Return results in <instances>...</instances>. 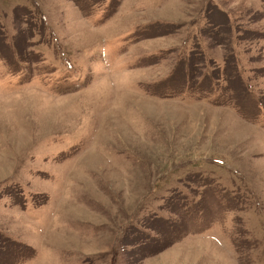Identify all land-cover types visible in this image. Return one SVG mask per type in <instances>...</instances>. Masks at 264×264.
<instances>
[{"label": "rangeland", "instance_id": "1", "mask_svg": "<svg viewBox=\"0 0 264 264\" xmlns=\"http://www.w3.org/2000/svg\"><path fill=\"white\" fill-rule=\"evenodd\" d=\"M0 264H264V0H0Z\"/></svg>", "mask_w": 264, "mask_h": 264}, {"label": "trees", "instance_id": "2", "mask_svg": "<svg viewBox=\"0 0 264 264\" xmlns=\"http://www.w3.org/2000/svg\"><path fill=\"white\" fill-rule=\"evenodd\" d=\"M204 214L200 212V215L198 217L203 216ZM192 217H196L195 215H193Z\"/></svg>", "mask_w": 264, "mask_h": 264}]
</instances>
